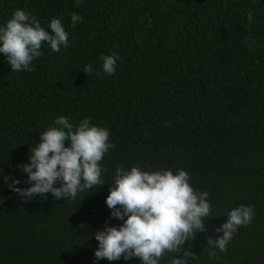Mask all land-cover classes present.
Masks as SVG:
<instances>
[{
	"label": "trees",
	"instance_id": "trees-1",
	"mask_svg": "<svg viewBox=\"0 0 264 264\" xmlns=\"http://www.w3.org/2000/svg\"><path fill=\"white\" fill-rule=\"evenodd\" d=\"M17 9L45 30L59 18L68 47L42 42L31 72L12 71L0 53V264H141L94 257L93 233L123 224L105 204L120 166L184 170L209 193L205 231L183 246L198 257L188 264H264V0H0V27ZM73 13L83 18L74 27ZM112 54L108 75L99 58ZM58 117L109 131L105 184L25 203L8 184L31 186L17 166ZM241 205L253 207L252 222L209 257L207 240Z\"/></svg>",
	"mask_w": 264,
	"mask_h": 264
},
{
	"label": "clouds",
	"instance_id": "clouds-1",
	"mask_svg": "<svg viewBox=\"0 0 264 264\" xmlns=\"http://www.w3.org/2000/svg\"><path fill=\"white\" fill-rule=\"evenodd\" d=\"M77 6L83 0H75ZM251 21L253 16L248 14ZM78 14L71 15L73 27L82 22ZM48 29L41 26L36 17L23 10H15L11 18L0 27V53H3L12 71H34L32 62L43 55L42 42L53 52L68 47V33L59 18H52ZM102 70L114 75L118 55L101 56ZM91 65H85L83 72L92 73ZM54 124L39 135V143L30 147L29 162L17 167L27 174L24 183L27 188H17L20 180L8 184L27 203L34 196L44 197L50 193L56 200L75 199L77 194L105 184L101 180L100 161L114 145L108 143L109 131L91 126L83 119L78 126L67 117H58ZM68 146L65 147V142ZM7 182L11 177H3ZM190 177L184 170L174 175L171 170L153 172L131 167L125 171L120 166L110 184L105 204L110 216L122 220L118 227L105 226L93 233L98 247L94 251L97 260L116 261L138 258L141 264H159L164 254L175 253L171 264H188L198 257L188 248L186 242L196 233L205 231L203 218L208 217L212 205L209 193L195 192L188 183ZM59 183V187H54ZM252 206L241 205L232 209L227 220L216 229V238L207 240L208 256L215 257L216 249L227 251L233 234L241 226L252 222Z\"/></svg>",
	"mask_w": 264,
	"mask_h": 264
}]
</instances>
